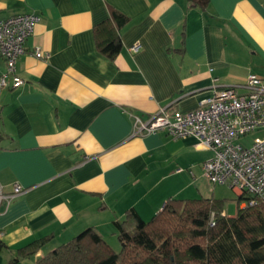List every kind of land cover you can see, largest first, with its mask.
Here are the masks:
<instances>
[{
  "label": "crops",
  "instance_id": "0c3cea01",
  "mask_svg": "<svg viewBox=\"0 0 264 264\" xmlns=\"http://www.w3.org/2000/svg\"><path fill=\"white\" fill-rule=\"evenodd\" d=\"M110 8L130 20L114 60L92 32ZM24 13L39 17L17 62L24 84L0 88V186L24 191L0 206V264L47 240L15 263L36 264L85 229H113L130 209L148 221L168 199H187L212 153L194 137L135 135L134 118L186 112L214 84L243 93L248 75L264 77V0H209L206 12L188 0H0V19Z\"/></svg>",
  "mask_w": 264,
  "mask_h": 264
},
{
  "label": "trees",
  "instance_id": "16d2710c",
  "mask_svg": "<svg viewBox=\"0 0 264 264\" xmlns=\"http://www.w3.org/2000/svg\"><path fill=\"white\" fill-rule=\"evenodd\" d=\"M209 0H188L203 12ZM110 8L108 19L92 29L96 50L114 60L122 50L119 31L129 22ZM233 217L222 215L226 199H168L144 221L130 209L114 227L120 243L115 252L100 233L88 228L40 258L36 264H264V203L239 207ZM214 213V225L210 216ZM47 240L29 243L8 264L35 254ZM0 242V250L3 248Z\"/></svg>",
  "mask_w": 264,
  "mask_h": 264
},
{
  "label": "built area",
  "instance_id": "2783aa9c",
  "mask_svg": "<svg viewBox=\"0 0 264 264\" xmlns=\"http://www.w3.org/2000/svg\"><path fill=\"white\" fill-rule=\"evenodd\" d=\"M38 22L35 13L0 19V57L6 67L0 76V88L24 84L17 73V62ZM138 49L135 45L131 52ZM33 54L36 58L44 57L39 49ZM242 89L244 92L239 93L238 88L214 84L212 95L199 101L192 110L161 108L145 121L135 117V135L164 131L174 140L194 137L198 146L212 153L201 163L203 177L213 186H226L238 196H246L248 199L241 207H252L264 203V136L248 147L236 141L264 128V77L248 75ZM23 191L19 185L9 192L0 186V206H9ZM209 224L214 225V213Z\"/></svg>",
  "mask_w": 264,
  "mask_h": 264
},
{
  "label": "rangeland",
  "instance_id": "374dc122",
  "mask_svg": "<svg viewBox=\"0 0 264 264\" xmlns=\"http://www.w3.org/2000/svg\"><path fill=\"white\" fill-rule=\"evenodd\" d=\"M254 135L253 133H250L249 135H246L244 137H241L239 140L236 141V143L248 147L253 139ZM202 174V171L197 169L198 174ZM183 183V182H180ZM182 194L183 196H179V198H215V199H226L227 202L224 206L223 212L227 216H233L236 213L237 204L234 201V199L237 197V194L229 189L226 186H220L215 185L213 186L210 184L205 177L200 178L194 185L187 190H184ZM191 193V194H188ZM242 204L239 205V207ZM100 234L103 239L106 241V243L115 251H120V243L117 238V232L116 229L113 227L111 230H104Z\"/></svg>",
  "mask_w": 264,
  "mask_h": 264
}]
</instances>
